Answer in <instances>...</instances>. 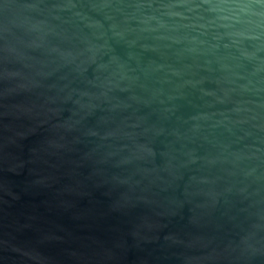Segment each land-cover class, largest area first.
<instances>
[{
    "label": "water",
    "instance_id": "95a60500",
    "mask_svg": "<svg viewBox=\"0 0 264 264\" xmlns=\"http://www.w3.org/2000/svg\"><path fill=\"white\" fill-rule=\"evenodd\" d=\"M0 264H264V0H0Z\"/></svg>",
    "mask_w": 264,
    "mask_h": 264
}]
</instances>
